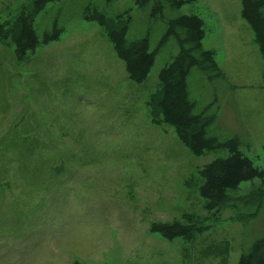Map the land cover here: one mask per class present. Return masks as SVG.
I'll return each mask as SVG.
<instances>
[{"label":"rangeland","instance_id":"rangeland-1","mask_svg":"<svg viewBox=\"0 0 264 264\" xmlns=\"http://www.w3.org/2000/svg\"><path fill=\"white\" fill-rule=\"evenodd\" d=\"M33 0H0V22L32 10ZM157 3L161 13L153 16ZM128 11V41L148 37L154 63L141 83L130 80L104 29L86 9ZM241 0H54L34 18L41 39H57L17 60L0 42V264H225L264 235V197L257 214L237 220L229 206L209 210L198 171L225 148L193 155L174 128L151 121L147 101L159 70L179 52L159 45L168 20L198 14L202 48L214 49L224 73L212 80L193 67L187 77L194 113L214 115L206 135L239 139L264 169V61L240 14ZM25 149V150H22ZM244 181L232 197L260 187ZM248 207L240 204L236 211ZM250 210H255L252 206ZM192 215L206 229L193 240H167L153 222Z\"/></svg>","mask_w":264,"mask_h":264},{"label":"trees","instance_id":"trees-1","mask_svg":"<svg viewBox=\"0 0 264 264\" xmlns=\"http://www.w3.org/2000/svg\"><path fill=\"white\" fill-rule=\"evenodd\" d=\"M51 1L54 0H33L30 12L18 14L11 23L0 22V42H12L17 60H23L39 44H47L58 38L60 30L56 26L51 33L45 32L41 39L34 28L36 14ZM136 1L144 5L148 0ZM188 2L193 0H170V4L175 7ZM161 9V4L157 3L152 15L160 14ZM85 14L86 18L95 20L104 29L117 57L125 65L128 78L136 83L143 82L154 63L155 52L148 49L147 36L131 41L126 39L130 22L129 12L108 16L102 11L87 8ZM240 14L253 30L255 42L264 61V0H241ZM204 36V20L198 14H181L168 20L159 45L173 37L179 45V52L159 70L160 87L149 96L147 105L151 121L172 126L178 141L191 154L201 155L205 151L221 148L227 150L226 156L214 158L199 169L200 183L197 190L199 196L206 199L204 207L209 210L229 206L238 211L239 203L248 207L245 212L235 211L236 219L244 222L254 217L261 206L264 197V169L256 166L253 160L239 149L237 137L219 141L214 136L206 135V128L213 121L214 115H207L206 109L200 113L193 111L194 103L189 99L187 90L190 70L193 67L198 68L207 74L209 80L224 76L216 63L215 50L202 48ZM256 178L261 181L258 189L242 197H232V193L239 189L242 182ZM252 206L255 210H250ZM183 218L185 222H153L150 230L158 232L167 240L175 237L193 240L198 233L206 229L192 215H183ZM213 251L217 256L225 255L222 258L225 264L228 245L225 244L223 248L216 247ZM237 264H264V235L255 239L241 252Z\"/></svg>","mask_w":264,"mask_h":264}]
</instances>
